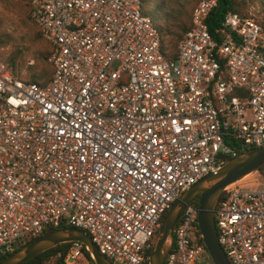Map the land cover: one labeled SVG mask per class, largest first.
<instances>
[{"label":"built area","instance_id":"1","mask_svg":"<svg viewBox=\"0 0 264 264\" xmlns=\"http://www.w3.org/2000/svg\"><path fill=\"white\" fill-rule=\"evenodd\" d=\"M50 47L45 84L0 62V255L78 227L112 264H149L163 217L229 158L264 145V20L199 0L174 59L141 0H29ZM214 211L230 264H264V187ZM187 203L164 264H212ZM72 241L65 264L83 257Z\"/></svg>","mask_w":264,"mask_h":264},{"label":"water","instance_id":"2","mask_svg":"<svg viewBox=\"0 0 264 264\" xmlns=\"http://www.w3.org/2000/svg\"><path fill=\"white\" fill-rule=\"evenodd\" d=\"M261 167H264V145L242 151L226 161L217 171L205 175L185 190L163 217L149 253V264H164L165 256L172 246L175 222L184 206L197 196L198 225L211 261L213 264H230L218 242L215 207L227 186L245 179ZM72 241H78L85 246L94 264H112L98 251L90 235L78 227L58 228L45 233L2 258L0 264H22L58 244Z\"/></svg>","mask_w":264,"mask_h":264},{"label":"trees","instance_id":"3","mask_svg":"<svg viewBox=\"0 0 264 264\" xmlns=\"http://www.w3.org/2000/svg\"><path fill=\"white\" fill-rule=\"evenodd\" d=\"M7 2V0H5ZM155 0H141L142 2V9L147 4L153 5V9L155 10L154 14L151 15V19L155 28L157 29L160 41H161V52L165 55V57L169 60L175 58L177 53V44L179 40L183 37L184 33L190 27V16L193 7L197 4L199 0H156L157 2L154 3ZM250 1L254 0H217V5L214 10L211 12L207 23L208 28L211 32L215 30L218 26L221 25V21L223 16L228 12H235L240 14L243 17L249 16L247 12V4ZM260 5L264 9V2L259 0ZM26 12L30 18L31 12V4L28 1ZM31 20V19H30ZM261 20H264L261 19ZM33 26L36 29V38L39 40H43L45 43L46 49L44 51H39L37 54V60L42 62L45 65V68L40 69L37 72H33L31 77L28 79L30 82H35L37 84H45L51 77L52 67L51 64L48 62V56L50 54V47L46 43V41L41 37L39 28L37 25L31 20ZM1 23V19H0ZM13 36L9 33H2L0 34V48L12 44ZM22 51L18 47H14L9 57L4 61L7 67L11 70V73L18 77L15 71L16 68L22 64ZM230 159V158H229ZM228 159V160H229ZM264 167H261L259 171H261ZM223 194L220 195V199ZM198 196L195 197L191 203L195 206H198ZM177 218L175 224H177ZM66 226H62L59 228H64ZM58 228L48 229L44 232L48 233L52 230ZM39 236L32 238L26 241L24 244L21 245L23 247L28 242L38 238ZM200 242L203 243V240L200 238ZM71 242L61 243L56 245L55 247L42 252L31 259L27 260L22 264H65L64 258L69 250ZM20 247V248H21ZM81 252L83 257L89 262V264H94L89 252L86 250L85 246H81ZM9 255V254H7ZM7 255H0V260ZM213 264V263H212Z\"/></svg>","mask_w":264,"mask_h":264},{"label":"rangeland","instance_id":"4","mask_svg":"<svg viewBox=\"0 0 264 264\" xmlns=\"http://www.w3.org/2000/svg\"><path fill=\"white\" fill-rule=\"evenodd\" d=\"M29 0H0V34L9 33L13 36V43L8 44L0 48V62L9 57L13 48L16 46L22 51L23 62L16 68L15 73L23 79H29L33 72H37L45 65L37 60V54L39 51L46 49L43 40L36 38V29L33 26L28 13L26 12L27 4ZM157 1L155 0L154 3ZM264 2V0H262ZM155 10L153 5H145L142 9V13L145 15H153ZM248 14H253L259 19L264 18V9L260 5L259 0L250 1L247 4ZM6 66V64L4 63ZM6 68L11 72L9 67ZM245 182L242 186L264 187V168L261 171H257L250 174L245 178ZM11 254V253H10ZM76 264H89L85 257H81L77 260Z\"/></svg>","mask_w":264,"mask_h":264}]
</instances>
